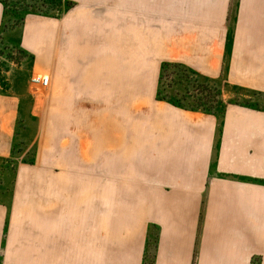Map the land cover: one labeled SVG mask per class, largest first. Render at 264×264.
Listing matches in <instances>:
<instances>
[{"label": "crops", "instance_id": "1", "mask_svg": "<svg viewBox=\"0 0 264 264\" xmlns=\"http://www.w3.org/2000/svg\"><path fill=\"white\" fill-rule=\"evenodd\" d=\"M65 1L20 26L47 123L0 89V264H264V109L159 96L166 67L264 95V0Z\"/></svg>", "mask_w": 264, "mask_h": 264}, {"label": "rangeland", "instance_id": "2", "mask_svg": "<svg viewBox=\"0 0 264 264\" xmlns=\"http://www.w3.org/2000/svg\"><path fill=\"white\" fill-rule=\"evenodd\" d=\"M6 7L2 26L0 27V89L12 92L15 88L26 92L23 98L38 110L39 120L47 123L50 117L49 107L52 96V72L33 73L30 70L31 61L19 47L20 26L27 14H48L57 12L64 14L68 9L65 0H0ZM14 23H17L14 26ZM9 31V32H8ZM30 71V72H29ZM34 75L50 77V86L47 91H33L31 79ZM49 90V92H48ZM29 94L31 97H29ZM160 98L191 110L221 115L229 104H239L264 109V95L256 91L226 84L222 80L206 81L193 77L188 71L180 67H166L162 72ZM24 125V123H22ZM30 130L22 131L21 139L16 145L15 157L23 160H14V169L20 162H30L35 154ZM25 142H28L26 145ZM35 144V143H34ZM17 163V164H16ZM5 163L0 160V172ZM8 170H13L8 168ZM3 177H0L2 181ZM4 181V179H3Z\"/></svg>", "mask_w": 264, "mask_h": 264}, {"label": "built area", "instance_id": "3", "mask_svg": "<svg viewBox=\"0 0 264 264\" xmlns=\"http://www.w3.org/2000/svg\"><path fill=\"white\" fill-rule=\"evenodd\" d=\"M50 82V77L42 75H34L31 79L33 91L36 92L49 88Z\"/></svg>", "mask_w": 264, "mask_h": 264}, {"label": "trees", "instance_id": "4", "mask_svg": "<svg viewBox=\"0 0 264 264\" xmlns=\"http://www.w3.org/2000/svg\"><path fill=\"white\" fill-rule=\"evenodd\" d=\"M2 2V1H1ZM3 3V2H2ZM28 15V14H27ZM26 15V16H27ZM26 18V17H25ZM25 18H23V19H21L22 20V23L21 24H23L24 23V20H25ZM17 23H14V26L16 25ZM239 105V104H238ZM180 106V105H179Z\"/></svg>", "mask_w": 264, "mask_h": 264}]
</instances>
